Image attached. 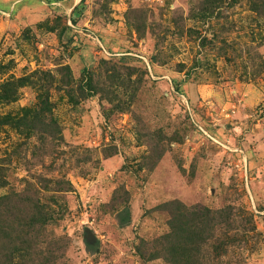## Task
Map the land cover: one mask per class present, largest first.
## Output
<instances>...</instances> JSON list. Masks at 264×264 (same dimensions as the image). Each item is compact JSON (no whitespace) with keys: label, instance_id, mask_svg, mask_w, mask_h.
Masks as SVG:
<instances>
[{"label":"rangeland","instance_id":"obj_1","mask_svg":"<svg viewBox=\"0 0 264 264\" xmlns=\"http://www.w3.org/2000/svg\"><path fill=\"white\" fill-rule=\"evenodd\" d=\"M0 264H264V0H0Z\"/></svg>","mask_w":264,"mask_h":264},{"label":"trees","instance_id":"obj_2","mask_svg":"<svg viewBox=\"0 0 264 264\" xmlns=\"http://www.w3.org/2000/svg\"><path fill=\"white\" fill-rule=\"evenodd\" d=\"M252 9L253 10H258L259 9V6H258V4H254L253 6H252ZM21 81H24V78H19V79H17V82H18V85H20L19 84V82H21ZM14 85V81L13 82H6L5 83V85ZM17 248V250L18 251H21L22 250V247L20 246L19 248L18 247H16ZM10 256V255H9Z\"/></svg>","mask_w":264,"mask_h":264}]
</instances>
